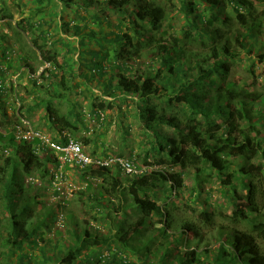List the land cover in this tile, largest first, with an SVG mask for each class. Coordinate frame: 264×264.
Instances as JSON below:
<instances>
[{"label": "trees", "instance_id": "1", "mask_svg": "<svg viewBox=\"0 0 264 264\" xmlns=\"http://www.w3.org/2000/svg\"><path fill=\"white\" fill-rule=\"evenodd\" d=\"M58 1L68 8L75 0ZM82 1L77 8L88 13L90 6L85 5H90V0ZM103 1L104 10L120 15L115 30L94 31L88 27V21L81 23L83 18L73 26L63 24L65 30L77 37V43L70 48L72 41L60 39L67 44L69 53L62 56L61 62L55 43L48 42L43 31V26L49 24L42 14L48 3L52 5L51 0H35V12L20 22L41 35L40 40L30 38L29 44L41 63L52 70H47V76L44 73L45 78L41 75L50 81L47 86L32 78V86L46 94L45 100L34 96L33 105L16 108V116L8 122H4V97L10 92L16 100L17 91L13 83L8 90L5 80H0V153L4 156L0 165V203H4L8 220L0 233V260L16 252L14 264H37L35 253L42 264H156L147 259L157 243V264H264L259 245L264 243V92L257 89L254 60L248 59L252 61L247 68L248 83L231 72L243 60L244 52L254 54L248 41L262 35L264 29V9L257 12L254 7L264 0H179L178 14L182 13L186 22L181 36L174 30L169 33L170 26L164 28L170 17L160 0ZM6 11L5 3L0 1V22L10 18ZM90 19L98 26L104 22L110 25L106 14H92ZM199 48H206V53H200ZM145 50L149 60L145 72H141L138 63ZM257 57L264 62V55ZM9 59L8 52L4 53L1 76L6 74ZM73 65H77L76 71L85 84L93 82L100 90L97 100L106 103L108 109L133 104L138 128L150 142L149 148L143 150L146 167L136 175H124L116 166L65 169L81 172V178L87 181V191L91 187L89 182L99 183L96 195L82 202L84 207L100 214L114 206L115 201L133 202L136 220L129 221L126 214H121L123 220L109 234L102 230L93 233L86 226L79 232L75 224L77 228L68 232V238L58 232L59 238L51 240L44 238V233L51 229L49 221L60 227L58 214H61L62 226H66L69 199L53 191L52 182L59 171L49 169L57 165L50 154L36 153L37 142L17 140L15 133L22 120L32 127L25 114L41 105L48 129L55 134L54 141L64 143L63 134L71 137L70 133L77 131L79 116L73 112L63 116L51 101L52 96L62 97L60 90L55 89L65 86L67 70L74 75ZM22 69L25 74L26 70L28 75L32 74L30 67ZM93 107L86 117L99 127L105 121L104 105L100 104L99 109ZM128 127L122 131L123 136ZM91 157L106 160L113 156ZM117 157L136 163L133 158ZM152 167L160 168L152 170ZM162 167H179L181 172L170 173ZM65 171L60 174L63 180L67 179ZM183 175L193 180L192 194L196 198L203 185L217 182L219 193L229 199V211L223 215L210 211L208 202L199 211L189 208L193 218L182 220L174 216L176 206L166 205V201L162 205L150 202L148 196L153 197L159 190L168 199L172 194L176 197L184 187ZM33 176L42 180L45 188H51L57 199L55 208H46L27 195L31 186L25 185L26 178L27 183L34 185ZM147 180L151 184L147 190L150 193H142L146 191L142 183ZM84 195L79 192V199ZM36 205L44 210L31 221L32 207ZM114 208L111 211L118 213ZM221 215L225 222L216 224L214 219ZM154 216L158 228L153 226ZM68 217L72 219L70 214ZM93 220L97 222L96 218ZM130 254L138 260L131 261Z\"/></svg>", "mask_w": 264, "mask_h": 264}, {"label": "rangeland", "instance_id": "2", "mask_svg": "<svg viewBox=\"0 0 264 264\" xmlns=\"http://www.w3.org/2000/svg\"><path fill=\"white\" fill-rule=\"evenodd\" d=\"M0 1H3L5 3V6L7 8L6 15L10 16L9 19H5L4 21L2 20L0 22V65H2L1 63L3 61L4 53L8 52L10 57L9 60H6V74L4 76H1L0 74V80H5V84L7 86L6 88L8 90L9 86L13 83V86H16L17 91L16 100L15 96H13L14 93L11 94L10 92H8V94H6L4 97V114L6 117L4 122H8V120L16 116V108H18L19 106H22L23 108L32 106L35 102V100L33 99L34 96H37V99L39 100H45L46 94L42 91H39L38 89H35L32 86V80L38 79L40 80L41 84L47 86L50 81H47V79L45 80L43 78L48 75L47 70H52V67H47L45 66V64H42L37 52L29 44L30 38L38 37V39L40 40L41 35L35 28L31 29L29 28L28 24L20 23L24 18L30 16V14H33L35 12V0ZM51 1L52 5L50 4L51 2L48 3L49 6L46 7V9L44 10L45 12L42 14V17H44L45 20L44 22H47V24H49V26H43V31L48 35L49 39L47 41L55 43L54 48L60 55V57H58V62H61L63 55L69 54L67 53L68 48L65 46L67 44L62 43L61 40L65 39L68 41H72L73 43H71L72 45H70V48H72L77 43V37H74L72 31L65 30L63 24H70V26H73L74 24L79 23L81 21V18H83L84 21H81V23L85 22V20L88 21L89 23H87V25L90 29L92 28L94 31H96L101 28L105 33H111L115 30L114 26L118 22L120 17V15L116 14L115 12H111L108 9L104 10L105 8L103 4H105V1L103 0H90V5H85L90 6L88 13L84 12L83 10H78L77 8V5H81V3L83 2L82 0H75L74 3L70 4L68 8H65V6L58 0ZM160 2L166 7V11L169 13L170 17V19L167 20L164 28L170 26L171 29L169 30V33L174 30L177 32L178 36H181V29L185 26L186 22L183 14H178V8L180 6L179 0H160ZM172 5L175 6L174 9ZM254 8V10H256L257 12H261L264 9V3L257 4ZM129 10H131V7ZM92 14H94V16H102V14L108 15V21L110 22V25L105 22L100 23L99 26L96 23L93 24V21H91L90 19V15ZM34 22L37 23V16L35 17ZM18 23H20L19 27L17 26ZM232 28L233 27H231V30H233ZM248 46H250V48L254 50L255 55H249L244 52L242 55L243 60L233 66L231 70L232 76H239L244 81V83H248L250 75L248 74L247 68L250 63H252V61L248 60L250 58L251 60H254L256 64L255 76H257L258 78L257 82L259 85L257 89L264 92V62L262 63L261 61H259V58L257 57L261 54L264 55V29L262 31V35H259L256 38L250 39L248 41ZM146 51L147 50L144 51L145 56H143V59L138 63L142 67L141 72H145V67L146 64H148L149 60L146 56ZM205 51L206 48H199L200 53H206ZM70 53L72 56L74 52L71 50ZM73 58H77L76 53L73 55ZM141 62H144L145 65L141 64ZM27 66L32 70V72H30L32 73L31 78L29 77L30 74L28 75L27 70L26 74L24 73V71H22V68H25ZM76 70L77 65H73V70H71L74 75H71V73H69L70 71L67 70L65 75V86L63 88L57 86V88L55 89V91L60 90L59 94L62 97L57 98V96L53 97L51 95V98L50 96H47L49 99H53L51 100L53 106L57 107L63 116H69L70 113L72 114V112L75 115L77 114L79 116L78 121L76 120L77 122H79L77 124V131L74 133L71 132V137L81 144L84 153L89 156L99 157L108 155L113 157L120 156L123 158H133L135 159V165L139 168V170L146 167L143 163V150L144 148H149L148 143L150 142V138L145 137V135H143L138 128L136 109L134 105L131 103L129 105L124 103L120 104V107H118L117 105L113 107V109H108L106 107V103L97 100L98 96L100 95V90L94 86L93 82L85 84L86 82H84L81 75H79ZM42 74L43 78H41ZM87 87H90L89 90L91 92H89V90H86ZM28 92H32L33 95L27 96L26 94ZM100 104L104 105L103 111L105 112V121L101 126L98 127L96 123L89 121V118L86 117V114L90 112V108L92 107V105H94L93 108L99 109ZM126 111H129L130 113H128L127 116H122V113ZM44 115L45 113L43 105L37 107L30 114H25V116L30 120L32 127L37 128L44 134L53 137V135L55 134L49 131L46 124L47 118ZM0 116L2 120V115L0 114ZM6 125L8 127V124ZM127 125L129 126L127 129L128 132L123 136L121 133L122 131L126 130ZM165 131L168 132V129H165ZM3 157L4 156H2V154L0 153V165L2 164ZM152 168V170H157L160 167ZM49 169L51 171L57 172V168H55V166H49ZM162 169L167 170V172L170 173L181 172L179 167H162ZM65 174H67L66 183L68 187L66 185L64 187L66 189V192L68 193L67 197L69 199V201H67V203H69L66 208L65 216L66 226H62L63 222L61 217L63 215L58 214L60 227L49 221L50 226L48 228L51 229H48V231L44 233V238L51 240L58 239V232L60 234H65L64 236L68 238V232L75 230L77 226L79 228V232L82 227L86 226L87 228H90L91 232L93 233H97L98 230H102V233L107 234L109 231L113 232L118 222L120 220H123L124 217L121 214H126L129 221H134L138 218L133 213V210L135 209L133 202H128L127 204H125L117 203V201H115L113 202L115 204L114 206L107 207L108 209L100 214H97L96 211L88 208L87 206L84 207L82 205V202H86L88 196L91 197L93 195H96L99 183L94 181L89 182L91 187L90 190L87 191V181L81 178V172H78L77 170H66ZM150 178L151 176H148L147 179L149 180ZM38 179L39 178H37V176H33L32 181L34 182V185H32L27 183L28 178H26L25 185L31 186L30 189L27 188V195H29L31 198L35 197L36 201L38 200V202L42 203L46 208H55L57 206V199L54 198L51 188H45L44 186L46 185L44 184V182ZM182 179L184 187L176 197H174L172 194L168 199L166 197V194L162 190H159L153 197L148 196L150 202H155L157 205H162L164 204V201H166V205L172 204L176 206L178 210L174 212V216L177 219L182 220L193 218L194 214L190 213L189 208H195L199 211L202 207L204 208L203 203L208 202L210 203V208H208V210L210 211H219L222 215L229 211V199L225 198L219 193L220 188L217 182L203 185L201 193L197 195L196 198L194 194H192V189L194 186L193 180L187 175H183ZM121 180L124 179L121 178ZM148 180L142 183L144 185L143 188L146 189V191H143L142 193L150 190L151 184L148 182ZM79 192H84L85 194L81 197V200L79 199ZM239 192L241 194L244 193L242 190H239ZM147 193L150 192L148 191ZM141 196L143 197V195ZM32 208L33 218L31 219V221H35V219L37 218V213H43L44 208L42 209L41 206L37 207V205L33 206ZM113 208L117 210L118 213L112 212L111 210ZM119 208H122V211H118ZM68 214H70L72 219L68 217ZM222 215L220 217L217 216L214 219L216 224H222L220 223L222 221L225 222ZM5 218L6 212L4 203H0V233H2L3 226L8 221ZM93 218H96L97 222L94 221ZM152 221L154 227H160V225L155 224V222H158V219L155 216L152 217ZM97 226L100 227L98 228ZM48 232H50L51 234L49 235ZM157 245L158 244L156 243L153 246L151 251L152 255L147 259L149 262H155L156 264L158 253L155 250ZM259 245L261 252L264 253V243H260ZM3 250L4 249H1V251ZM37 254L38 253L34 254L37 258L36 260H38L37 262L39 264H42L43 261L39 259V255ZM15 255H17L16 252H14V255H10L9 258L1 259L0 264H14L17 261ZM128 258H130L131 261L135 262L138 260V258L132 256V254H130ZM142 261H144V259H142ZM136 264H141V262H137Z\"/></svg>", "mask_w": 264, "mask_h": 264}, {"label": "built area", "instance_id": "3", "mask_svg": "<svg viewBox=\"0 0 264 264\" xmlns=\"http://www.w3.org/2000/svg\"><path fill=\"white\" fill-rule=\"evenodd\" d=\"M45 66L49 67L47 64H45ZM31 76L32 75L30 74L29 77L31 78ZM21 122L22 124L16 127V139L26 142H37L36 153L40 154L42 151L47 152L50 154L52 160L55 161V164H57L55 165V168H57L59 174L55 176V179L52 182V187L54 192L59 193V196L64 197L68 195L64 187L65 185L67 186L66 180H63L60 176L66 168L82 170L88 166H116L127 176L141 173V171L129 160L118 157H110L106 160H101L91 157L84 153L81 144L75 141L72 137L63 134L65 142L58 143L54 141L55 137L48 136L38 129H33L29 123L24 120Z\"/></svg>", "mask_w": 264, "mask_h": 264}]
</instances>
